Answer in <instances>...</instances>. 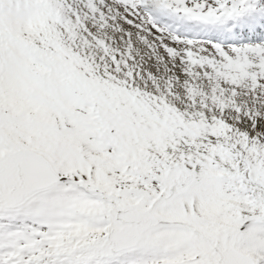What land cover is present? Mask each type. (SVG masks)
I'll return each instance as SVG.
<instances>
[{
	"label": "snow or ice",
	"instance_id": "1",
	"mask_svg": "<svg viewBox=\"0 0 264 264\" xmlns=\"http://www.w3.org/2000/svg\"><path fill=\"white\" fill-rule=\"evenodd\" d=\"M0 264H264V0H0Z\"/></svg>",
	"mask_w": 264,
	"mask_h": 264
}]
</instances>
